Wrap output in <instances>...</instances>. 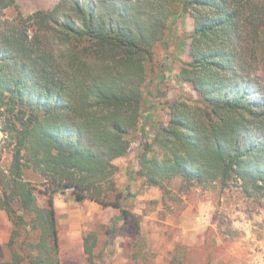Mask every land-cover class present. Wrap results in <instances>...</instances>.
<instances>
[{
    "label": "trees",
    "instance_id": "1",
    "mask_svg": "<svg viewBox=\"0 0 264 264\" xmlns=\"http://www.w3.org/2000/svg\"><path fill=\"white\" fill-rule=\"evenodd\" d=\"M15 5L0 0V143L11 152L8 165L0 159V209L12 223L4 264H62L54 199L66 190L119 209L128 233L141 236L142 216L125 205L115 162L141 136L136 174L161 190L156 202L183 209L212 185L264 198V83L256 73L264 63V0H61L8 16ZM174 17L192 21L176 76L198 98L167 101L166 120L143 131L154 49ZM214 234L210 248L185 246L171 264H213ZM237 234L227 225L221 239ZM83 239L95 264L97 234ZM144 242L135 243V264Z\"/></svg>",
    "mask_w": 264,
    "mask_h": 264
},
{
    "label": "rangeland",
    "instance_id": "2",
    "mask_svg": "<svg viewBox=\"0 0 264 264\" xmlns=\"http://www.w3.org/2000/svg\"><path fill=\"white\" fill-rule=\"evenodd\" d=\"M60 1L16 0V5L8 8L6 14L13 16L22 12L28 15L38 9H50ZM90 1L99 3L102 0ZM191 26V19L183 21L174 17L166 42L154 49L157 62L155 76L147 82L143 131L152 132L156 119L166 120L167 101L174 98L194 101L198 98L192 85L176 76L182 62L188 59L190 39H186V33ZM256 73L264 83V63H260ZM2 138L4 134L0 130ZM142 142L141 136L134 141L130 153L116 163L119 166L117 180L129 193L125 205L142 216L141 236L128 233L123 220L118 218L121 215L119 209L89 199L78 201L70 190L59 192L54 200L62 264H91L84 252L83 237L88 232H94L98 237L95 264H135L132 255L142 239H145V247L138 257L140 264H171L173 254L182 253L185 246L210 248L214 233L220 246L213 248L216 249L212 252L213 264H220V259L225 264H264V198H243L235 186L221 190L212 185L191 194L183 209L177 206L170 209L156 202L161 200V190L143 186L136 174L138 146ZM0 159L4 165L11 161L10 149L3 141L0 143ZM39 203H46L43 194H39ZM227 225L238 231L232 242L221 239ZM110 227L115 232L107 233ZM11 230L7 212L0 209V264L10 258L7 243Z\"/></svg>",
    "mask_w": 264,
    "mask_h": 264
},
{
    "label": "crops",
    "instance_id": "3",
    "mask_svg": "<svg viewBox=\"0 0 264 264\" xmlns=\"http://www.w3.org/2000/svg\"><path fill=\"white\" fill-rule=\"evenodd\" d=\"M120 158H117L116 160H115V162L117 163V164H119L120 163Z\"/></svg>",
    "mask_w": 264,
    "mask_h": 264
}]
</instances>
